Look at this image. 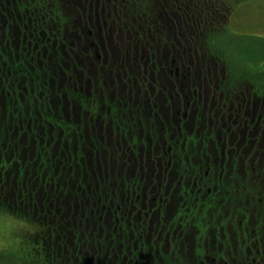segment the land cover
<instances>
[{"label":"flooded vegetation","instance_id":"obj_1","mask_svg":"<svg viewBox=\"0 0 264 264\" xmlns=\"http://www.w3.org/2000/svg\"><path fill=\"white\" fill-rule=\"evenodd\" d=\"M69 1L0 0V177L42 213L69 179L122 264H264V71L217 54L207 0Z\"/></svg>","mask_w":264,"mask_h":264},{"label":"trees","instance_id":"obj_2","mask_svg":"<svg viewBox=\"0 0 264 264\" xmlns=\"http://www.w3.org/2000/svg\"><path fill=\"white\" fill-rule=\"evenodd\" d=\"M207 1L210 6L209 12L214 13L210 16L211 19L208 20L214 21L216 14L220 13L216 8L220 3L232 10L228 0ZM69 2V0H59L55 2L56 8L64 13ZM41 7L43 8L42 11ZM56 8L54 7V1L30 0V11L32 13H55ZM23 10V7H21V11ZM224 13L221 12L220 14L224 16ZM220 19H222L221 16L215 21L218 22ZM63 20H66V18ZM217 29L218 27H215V30ZM216 32H219V29ZM218 35H223L222 31ZM215 45L217 44L215 43ZM226 51L227 49L221 50V52ZM238 55L240 56L238 62H243L245 53H238ZM4 140V134H0V143ZM4 164L2 163V167ZM10 172L11 167L6 166L5 173ZM54 181L52 180L50 184L57 188L56 193L58 195L53 192L55 190H52L50 193L51 199L46 205L49 207L44 208L45 212L42 213L43 185L41 180L0 177V214H7L15 219L25 221L33 229L25 242L22 241V248L25 250V254L27 253L29 261L32 260L38 264H90L87 263V260L94 256L95 261L92 264H122L120 249L115 244L111 245V241L104 239L98 230L99 228H87L84 223L81 224L79 221L74 224V210L71 213L69 212L66 201L70 199L73 202L76 199V192L72 188L70 180L64 177L56 182ZM52 185L48 186L49 189ZM58 197H60L59 201ZM54 200H56L55 204H53ZM51 204L56 206L50 208ZM43 215L46 216V219ZM3 252L5 251H0V253Z\"/></svg>","mask_w":264,"mask_h":264},{"label":"rangeland","instance_id":"obj_3","mask_svg":"<svg viewBox=\"0 0 264 264\" xmlns=\"http://www.w3.org/2000/svg\"><path fill=\"white\" fill-rule=\"evenodd\" d=\"M228 1L232 10L223 3L216 6L220 13H226L224 16L220 14L222 19L218 22L213 21V25L205 29V36L213 39V43L218 45L217 54L225 49L227 52L236 54L245 53L244 61L239 62L238 65L243 72L247 71L253 76L264 71V0ZM54 7L56 8L55 2ZM59 11L61 10L56 8L55 13ZM215 27H218L219 32H216L218 29L215 30ZM221 31L223 35L219 36ZM0 34H3V30ZM254 56H260L255 63L247 59ZM32 231L33 229L25 221L7 214H0V251H5L0 253V264H38L35 261H29L27 253L25 254L22 248V241L25 242Z\"/></svg>","mask_w":264,"mask_h":264}]
</instances>
